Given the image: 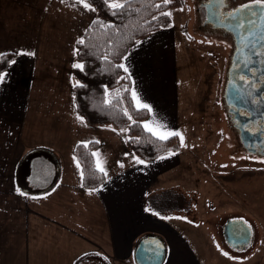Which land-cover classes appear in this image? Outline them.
I'll return each instance as SVG.
<instances>
[{
	"label": "crops",
	"instance_id": "crops-1",
	"mask_svg": "<svg viewBox=\"0 0 264 264\" xmlns=\"http://www.w3.org/2000/svg\"><path fill=\"white\" fill-rule=\"evenodd\" d=\"M94 16L75 0H0V55H14L0 82V264H136L149 236L165 247L163 264H204L181 211L152 200L185 182L181 148L143 162L124 131L87 125L73 105L75 45ZM173 28L123 59L133 105L147 110L143 125L156 137L179 134ZM90 141L105 181L85 190L72 152Z\"/></svg>",
	"mask_w": 264,
	"mask_h": 264
},
{
	"label": "rangeland",
	"instance_id": "rangeland-1",
	"mask_svg": "<svg viewBox=\"0 0 264 264\" xmlns=\"http://www.w3.org/2000/svg\"><path fill=\"white\" fill-rule=\"evenodd\" d=\"M201 1L182 0L180 7L168 11L178 74L177 137L188 161L182 174L185 182L175 179L172 189L152 200L158 208L181 211L175 216L183 215L191 226L182 232L204 264H264V156L241 147L226 113L222 95L230 43L203 26ZM228 219L251 227L247 247L225 246L221 227Z\"/></svg>",
	"mask_w": 264,
	"mask_h": 264
},
{
	"label": "trees",
	"instance_id": "trees-1",
	"mask_svg": "<svg viewBox=\"0 0 264 264\" xmlns=\"http://www.w3.org/2000/svg\"><path fill=\"white\" fill-rule=\"evenodd\" d=\"M87 2L95 16L75 45L72 99L77 113L89 126L124 131L127 148L143 162L178 151L181 144L177 135L160 139L144 128L147 110L133 105L123 59L136 42L170 28L171 16L162 13L180 7L182 0H170L167 5L163 0H124L123 7L117 8L105 0ZM13 59V54L0 55V73ZM77 65H82L83 70ZM98 147L95 141L79 142L72 152L79 167L80 187L85 190H94L105 181L95 161Z\"/></svg>",
	"mask_w": 264,
	"mask_h": 264
},
{
	"label": "water",
	"instance_id": "water-1",
	"mask_svg": "<svg viewBox=\"0 0 264 264\" xmlns=\"http://www.w3.org/2000/svg\"><path fill=\"white\" fill-rule=\"evenodd\" d=\"M223 2L209 0L204 5L207 20L217 22L216 26L229 33L233 41L223 105L242 147L253 153V144L264 150V7L252 2L220 18ZM222 235L232 249H239L251 243L252 229L243 220L231 219L223 225ZM133 256L136 264H163L166 250L155 237L149 236L137 243Z\"/></svg>",
	"mask_w": 264,
	"mask_h": 264
},
{
	"label": "flooded vegetation",
	"instance_id": "flooded-vegetation-1",
	"mask_svg": "<svg viewBox=\"0 0 264 264\" xmlns=\"http://www.w3.org/2000/svg\"><path fill=\"white\" fill-rule=\"evenodd\" d=\"M208 1H209V0H204V1H201V2H200V6H201V7L203 8V10H204V21H203V26H204V27H208V29L210 30L211 33H217V34L220 33L219 35H221V36H220L221 39L224 40V41H226V42H228V43H230V46H229V47H230L229 62H230V57H231V54H232V52H233V50H234L232 38H231V36H230L229 33L224 32L223 30L219 29V28L216 26V25L218 24L217 22H214L213 20H212V21L207 20V18H206V10H205L204 5H206ZM223 1H224L223 4H224L225 6H224V8H222V10H221V16H220V18H224L225 13H227L228 11H231V10L235 9V8L238 7V6H241L242 4L244 5V4L252 3V2H250V1H248V2H245V3L236 4L233 0H223ZM218 4H219V3H218ZM215 21H218V20H215ZM228 64H229V63H228ZM262 94L264 95V92H263ZM237 138H238V137H237ZM263 138H264V136H263ZM238 141H239V140H238ZM262 144H263V142H262ZM259 147H260L259 145L253 144V147H251V149H252V151H253V154H255V155H260V156H264V155H262V154H258L259 152L264 153V150H261ZM228 220H229V219H228ZM226 221H227V220H226ZM226 221H225V222H226ZM224 224H225V223L222 224V227H221V228H223V225H224ZM222 234H223V230H222ZM251 241H252V240H251ZM225 246H227V247H229L230 249H232L231 246H230L226 241H225ZM244 248H245V247H244ZM241 249H243V248L233 249V250H241Z\"/></svg>",
	"mask_w": 264,
	"mask_h": 264
},
{
	"label": "snow or ice",
	"instance_id": "snow-or-ice-1",
	"mask_svg": "<svg viewBox=\"0 0 264 264\" xmlns=\"http://www.w3.org/2000/svg\"><path fill=\"white\" fill-rule=\"evenodd\" d=\"M75 2L82 3V6H83L85 9L90 10V11H94V9L91 8L90 3H88L87 0H75ZM163 2H164L165 5H167V4L170 2V0H163ZM105 3H108L109 6L112 7V8L123 7L122 4H118V3H115V2H110V0H105ZM256 5H257V6H260V7H264V4L261 3V0H256ZM156 7L159 8L160 5H156ZM162 15L170 16L171 13H170V12H163ZM77 67H79L81 70H83V66H82V65H77ZM124 70L127 71L126 68H125ZM5 75H6L5 73H0V82L3 81ZM133 99H136V97H135V93H133ZM138 106H139V105H138ZM144 127H145L147 130L151 131L153 135H157V133H156L155 131H153L152 129H150L149 126H148L147 124L144 125ZM159 127L164 128L165 126L160 125ZM174 134H175V133H168V135H174ZM158 138H160V139H165L166 137L163 136V135H160ZM181 141H183V138H182V137H181ZM94 155H96V154H94ZM99 170H100V171H103V168H99ZM162 218H163V217H162Z\"/></svg>",
	"mask_w": 264,
	"mask_h": 264
}]
</instances>
